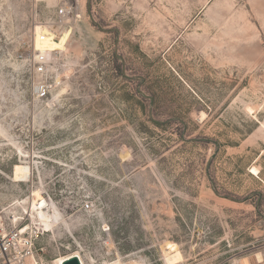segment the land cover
<instances>
[{
    "label": "rangeland",
    "instance_id": "rangeland-1",
    "mask_svg": "<svg viewBox=\"0 0 264 264\" xmlns=\"http://www.w3.org/2000/svg\"><path fill=\"white\" fill-rule=\"evenodd\" d=\"M57 4L0 0V229L44 264L264 262V0Z\"/></svg>",
    "mask_w": 264,
    "mask_h": 264
},
{
    "label": "built area",
    "instance_id": "built-area-1",
    "mask_svg": "<svg viewBox=\"0 0 264 264\" xmlns=\"http://www.w3.org/2000/svg\"><path fill=\"white\" fill-rule=\"evenodd\" d=\"M81 15V0H58L56 16L62 26ZM48 75V63L41 55L36 58L30 76L31 91L38 100L46 99L53 90ZM37 239V235L23 234L21 229H0V264H44L38 255Z\"/></svg>",
    "mask_w": 264,
    "mask_h": 264
},
{
    "label": "bare ground",
    "instance_id": "bare-ground-1",
    "mask_svg": "<svg viewBox=\"0 0 264 264\" xmlns=\"http://www.w3.org/2000/svg\"><path fill=\"white\" fill-rule=\"evenodd\" d=\"M26 173H28V170L24 169L21 166H17L16 167V172H15V178L16 179L23 178ZM33 197H34V203H33L32 210L35 211V210H40V209L44 208L45 201H44L43 197L41 196V194L39 192H36V193H34ZM1 227H3L2 224H0V228ZM20 229L22 230L23 234L31 233V232H28V231H30V227L29 226H26V227H23V228H20ZM4 231H5V229H4ZM31 234H33V233H31ZM259 258H260V256H259Z\"/></svg>",
    "mask_w": 264,
    "mask_h": 264
},
{
    "label": "crops",
    "instance_id": "crops-1",
    "mask_svg": "<svg viewBox=\"0 0 264 264\" xmlns=\"http://www.w3.org/2000/svg\"><path fill=\"white\" fill-rule=\"evenodd\" d=\"M259 254L256 256H246L241 258L236 264H264L262 257Z\"/></svg>",
    "mask_w": 264,
    "mask_h": 264
},
{
    "label": "water",
    "instance_id": "water-1",
    "mask_svg": "<svg viewBox=\"0 0 264 264\" xmlns=\"http://www.w3.org/2000/svg\"><path fill=\"white\" fill-rule=\"evenodd\" d=\"M65 264H81V263H80L79 259H77V258H72V259H70V260H67V261L65 262Z\"/></svg>",
    "mask_w": 264,
    "mask_h": 264
}]
</instances>
